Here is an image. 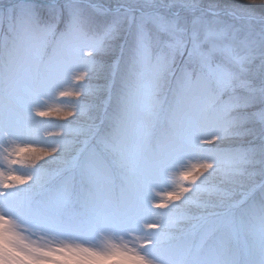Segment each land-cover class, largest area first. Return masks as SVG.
<instances>
[{"label": "snow or ice", "instance_id": "1", "mask_svg": "<svg viewBox=\"0 0 264 264\" xmlns=\"http://www.w3.org/2000/svg\"><path fill=\"white\" fill-rule=\"evenodd\" d=\"M0 264H264V0H0Z\"/></svg>", "mask_w": 264, "mask_h": 264}, {"label": "rangeland", "instance_id": "2", "mask_svg": "<svg viewBox=\"0 0 264 264\" xmlns=\"http://www.w3.org/2000/svg\"><path fill=\"white\" fill-rule=\"evenodd\" d=\"M3 2L6 3L7 0H3ZM98 2L103 3V4H105V5H112V6H115V5L117 4L118 0H98ZM238 2H240V3H244L245 0H238ZM250 139H252V138H245V139H243V140L235 141V142H229V141H226V142L222 145V147H224V148H230V147L241 146V145L247 147V146L249 145V140H250ZM256 143L258 144L259 142L256 141ZM255 179H256L257 181H259V180H260V177H259V176H256ZM213 182L216 183V184H219V181H218V180H214ZM220 186H221V187H227V186H223V185H220ZM204 196H205V198H207V194H204Z\"/></svg>", "mask_w": 264, "mask_h": 264}]
</instances>
